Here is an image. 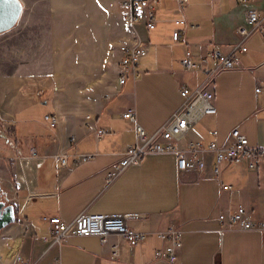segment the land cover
Instances as JSON below:
<instances>
[{"label":"crops","instance_id":"0c3cea01","mask_svg":"<svg viewBox=\"0 0 264 264\" xmlns=\"http://www.w3.org/2000/svg\"><path fill=\"white\" fill-rule=\"evenodd\" d=\"M20 1L24 26L0 43V139L8 147L0 146V190L16 211L15 223L0 232V264H14L17 255L32 264H166L154 259V251L163 247L156 233L168 226L182 232L177 264H264V230L229 228L219 220L241 205L249 220L264 222V157L255 172L244 164L228 165L214 178L211 163L203 172H180L175 156L149 155L111 183L105 178L135 141L134 124L122 114L133 108L137 124L155 133L181 105L180 89L197 88L204 79L199 71L181 68L186 49L205 54L219 47L229 53L238 42L236 28L245 26L247 11L264 14V0H187L181 13L176 0H157L153 30L123 19L121 4L127 0ZM42 7L46 12H40ZM181 16L198 28L173 42V21ZM85 18H104L121 27L114 46L118 61L119 44L145 49L135 82L119 86L117 75L105 94L104 42L98 43L91 66L68 68L73 64L68 58L73 54L69 22L78 24ZM46 20L52 21L48 32L40 25ZM245 45L248 51L237 67L213 78L209 90L216 114L203 117L205 128L196 135V124L189 139L208 143L213 140L208 133L215 130L217 143L223 144L237 129L249 146L264 148V92H255L264 88V38L256 32ZM82 46L79 42L75 51ZM73 86L90 87L77 92ZM46 101L51 104L49 113L40 108ZM33 112L54 116L57 127L44 125L39 130ZM87 116L94 120L87 121ZM98 128L109 131L100 141L94 137ZM31 149L37 158L29 156ZM59 152L68 155L64 168L54 160ZM81 154L94 159L78 163ZM82 212L136 214L140 218L128 226L150 236L138 247L111 236L110 243L120 247L117 259L94 237H71L58 250L46 252L43 239L50 227L41 217L58 216L70 223Z\"/></svg>","mask_w":264,"mask_h":264},{"label":"built area","instance_id":"2783aa9c","mask_svg":"<svg viewBox=\"0 0 264 264\" xmlns=\"http://www.w3.org/2000/svg\"><path fill=\"white\" fill-rule=\"evenodd\" d=\"M246 3L251 0H237ZM178 12H182L187 5V0H176ZM157 0H127L121 4L123 19L131 25L142 24L147 30L155 28V15ZM176 29L172 32L173 42H179L187 31L196 30V24L188 22L183 16L173 21ZM264 38V14L255 10L247 11L245 26L236 28L238 36L237 44L224 54L219 47H213L205 54H200L191 49H186L180 60L184 72L199 71L203 75L202 83L194 89L182 87L179 91L182 103L170 120L163 124L155 133L148 134L136 121V112L128 109L122 118L134 124L135 141L121 154L118 161L113 163L106 174L107 183H111L126 169L139 166L149 155H173L176 157V166L180 172H203L212 164L211 173L214 178L221 175L222 168L228 165L244 164L249 172H255L261 158L264 157V148L251 147L245 135L237 129L231 130L223 144H218L217 132L208 134L212 141L204 143L200 140L189 139L188 135L193 127L205 116H213L216 109L212 105L213 93L209 86L215 76L222 72L231 71L237 67L240 57L248 51L245 43L254 33ZM117 84L123 86L128 80L135 82L138 78L137 66L146 56L145 49L139 46L119 44ZM256 93L264 92V88L258 87ZM87 121L94 120L87 116ZM43 122L49 129L57 127V119L52 115H44ZM109 133L108 129L95 130L96 141L102 140ZM9 147L15 149L12 142ZM21 156L20 152H17ZM29 156L37 158V152L30 150ZM68 155L59 152L54 156L58 166L64 168ZM78 163H87L94 159L92 154L77 156ZM227 190V186H223ZM0 190V202L12 204ZM30 199H28L29 201ZM136 214H87L80 213L72 222L65 223L58 216L41 217L50 227V235L43 239L47 244L46 252L58 250L67 239L71 237L97 238L102 247H109L111 258L117 259L120 247L117 243H110L111 236H118L130 247H138L145 242L150 234L137 231L128 226V222L139 219ZM221 222H226L229 228H237L246 231L264 230V222L252 221L247 217L243 206H237L235 212L227 218L220 216ZM156 237L163 243V247L154 251V259L166 264H177L178 252L181 248L182 232L178 227L168 226L165 230L156 233ZM14 264H32L22 256L14 258Z\"/></svg>","mask_w":264,"mask_h":264},{"label":"rangeland","instance_id":"374dc122","mask_svg":"<svg viewBox=\"0 0 264 264\" xmlns=\"http://www.w3.org/2000/svg\"><path fill=\"white\" fill-rule=\"evenodd\" d=\"M97 6V5H96ZM42 13L46 12V9L44 7L41 8ZM26 16V15H25ZM23 17V16H22ZM20 18L17 25L13 28V30L10 33H6L4 35H0V43L5 40L7 37H10L11 34L15 33V30H19L24 26L25 18ZM22 19V22H21ZM74 22V21H73ZM70 23V30H69V45L73 51V54L68 55L69 59H72L71 62L73 64H68L69 69H75L91 66L93 63L94 58H96V47L98 43L104 42L105 44V50H104V77L102 78L104 80V89L105 94L108 93L109 88L111 87L113 83V79H116L118 75V58L117 54L115 52V45L118 44L117 42L120 40L117 33L121 30V27L117 24H111V22L107 21L106 19H95V18H85L82 19L78 24L76 23ZM43 24L42 30L44 31H50L52 29V21L46 20L40 22V25ZM110 25V26H109ZM72 36V37H71ZM71 37V38H70ZM118 37V38H117ZM79 42H82V50L79 52L75 51V48L78 46ZM48 54V53H46ZM52 56V53L50 54ZM101 60V59H100ZM99 60L100 64L101 61ZM43 65H46L45 61H43ZM90 86H73V88L79 92L80 88L83 89ZM64 92V90H62ZM40 108L46 113H49L51 111V104L49 101L44 102ZM35 114V112H33ZM42 112L35 114V126L40 130H44L45 126H47L42 121ZM22 126V125H20ZM205 119H202L197 123V125L194 128L193 133L194 134H200L203 129L205 128ZM8 136V135H6ZM5 140V139H4ZM2 148V147H1ZM8 149V147H6ZM5 148V149H6ZM1 155V154H0ZM7 196V195H5ZM8 198V197H6ZM10 200V198H8ZM31 199V197L27 198ZM12 205L14 204L13 201H11ZM21 207V206H20Z\"/></svg>","mask_w":264,"mask_h":264},{"label":"water","instance_id":"95a60500","mask_svg":"<svg viewBox=\"0 0 264 264\" xmlns=\"http://www.w3.org/2000/svg\"><path fill=\"white\" fill-rule=\"evenodd\" d=\"M23 12L20 0L13 3H5L0 0V35L11 31L19 22ZM15 207L12 204L0 202V232L15 223Z\"/></svg>","mask_w":264,"mask_h":264},{"label":"snow or ice","instance_id":"6c2138e0","mask_svg":"<svg viewBox=\"0 0 264 264\" xmlns=\"http://www.w3.org/2000/svg\"><path fill=\"white\" fill-rule=\"evenodd\" d=\"M5 3H13V2H17L18 3V0H4Z\"/></svg>","mask_w":264,"mask_h":264},{"label":"trees","instance_id":"16d2710c","mask_svg":"<svg viewBox=\"0 0 264 264\" xmlns=\"http://www.w3.org/2000/svg\"><path fill=\"white\" fill-rule=\"evenodd\" d=\"M2 141H4V140H1V139H0V146L6 148L7 143L4 144Z\"/></svg>","mask_w":264,"mask_h":264}]
</instances>
